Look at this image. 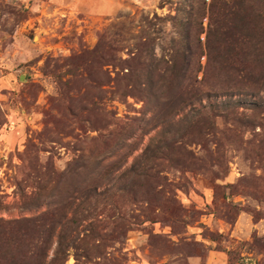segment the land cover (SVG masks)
<instances>
[{"label":"rangeland","instance_id":"1","mask_svg":"<svg viewBox=\"0 0 264 264\" xmlns=\"http://www.w3.org/2000/svg\"><path fill=\"white\" fill-rule=\"evenodd\" d=\"M212 1L0 0L7 257L51 264L63 234L66 264H264V77L215 71L212 88L196 33ZM143 34L147 68L125 79L118 59Z\"/></svg>","mask_w":264,"mask_h":264},{"label":"trees","instance_id":"2","mask_svg":"<svg viewBox=\"0 0 264 264\" xmlns=\"http://www.w3.org/2000/svg\"><path fill=\"white\" fill-rule=\"evenodd\" d=\"M248 0H213L209 5V22L206 28L202 25L198 27L197 40L201 39L200 34L206 32V51L208 57L207 65H214V74L212 77L216 78L212 88L217 85L220 78L218 73H227L231 71H237L241 73H245L246 81L241 82L239 80L235 81V86H240L244 84L248 88H255L261 83L262 77H264V70L261 71V65L259 64V55L264 54V9L259 10L255 9L252 6L245 8L243 4ZM154 19H164L159 17L156 13L154 14ZM145 20L149 23L151 22L149 17H145ZM148 34L137 35V41L135 46L137 45L136 51H129L130 59H118V64L122 71L125 68H128L127 71H124L121 75L125 79H130V77L135 74L136 77H140L144 74V69L147 68V59L145 52L149 45V40L146 39ZM105 44L102 42V38L97 45V47L93 50L103 49ZM262 51L260 54L259 52ZM204 53V48L201 50L200 54ZM132 61L137 63L136 67H132L130 64ZM165 64H167V68H159L156 72V76L158 80L167 78V72L170 67L171 73H173L177 66L178 62H176L175 57L169 63L167 60H163ZM199 66L197 71H199L202 66L200 62H198ZM264 65V62H263ZM264 69V67H263ZM209 70L206 68V71ZM217 71V72H215ZM228 82V80H226ZM121 90L119 91L120 99L129 96L132 94L133 87H129V83L125 85H120ZM258 88V87H257ZM254 90V89H251ZM55 219L52 218L50 220V224H54ZM39 226H42L39 224ZM94 229L90 228L89 233L84 237H87L89 234L93 232ZM61 232L59 233L60 237ZM90 236V235H89ZM65 236L61 234L60 237V247L58 249V253L53 257L51 264H66L68 253L67 247L63 246L65 244ZM79 239V236L76 238ZM72 240V244L75 247V240ZM48 242V241H47ZM95 244L99 245L101 240L94 241ZM27 253L23 249H20L19 255L10 254V256H6L3 249L0 245V264H6V259H11V264H32L26 262L28 257H33L34 255L39 256V258L44 257L43 254H35V252ZM76 264H79L81 258H85L89 256L81 254L78 251L74 254ZM87 259V258H86ZM37 264V263H34ZM39 264H43L42 261Z\"/></svg>","mask_w":264,"mask_h":264}]
</instances>
